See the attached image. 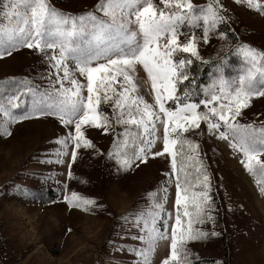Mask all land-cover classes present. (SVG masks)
Segmentation results:
<instances>
[{"label":"snow or ice","instance_id":"obj_1","mask_svg":"<svg viewBox=\"0 0 264 264\" xmlns=\"http://www.w3.org/2000/svg\"><path fill=\"white\" fill-rule=\"evenodd\" d=\"M160 3L163 8L154 0H101L94 10L70 15L55 8L49 0H2L0 8L7 24H0V58L10 57L21 48L38 52L48 65V71L41 76L49 84L41 90L27 77L18 81L13 78L18 85L15 94L0 98V113L6 117V122L0 125V136H11L10 126L17 121L55 118L67 129L55 141L61 146L56 152V163L62 164V158L69 155L70 144L72 162L76 161L78 150L95 149L85 136L84 126L107 133L114 117L117 125H135L142 129L141 147L128 153L126 142L122 150L121 141L117 139L116 151H109L107 155L114 156L118 170L125 172L133 166H147L150 156L170 157L171 173L165 174L169 179L164 183L170 184L175 174L176 211L169 236V222L163 217L167 197H159L151 205V210L143 217L141 235L137 237L143 245L134 250L140 258L137 264H152V254L163 240H170V254L161 264H197L200 258L193 254L189 243L220 233L215 227L211 231L197 227L208 222L215 225L216 217L212 213L216 205L210 194L211 174L200 155L199 145L184 134L191 131L203 135V122L210 135L227 141L229 147L243 154L241 163L249 173L264 176V161L259 159L264 155V125L254 127L241 124L237 119L253 97H264V51L258 52L247 44L235 46L250 65L247 71L238 79L226 78L223 73L226 61L220 60L216 75L210 77L209 83L200 85L190 75V66L207 61L202 60L198 52V37L182 29L185 26L193 30L202 28L203 42L209 44V37L218 25L227 22L223 5L219 0H212L206 6H196L190 0H160ZM237 3L247 4L264 14V3L258 0H237ZM95 11L103 15H96ZM181 35L184 42L179 39ZM219 35L226 40L224 32ZM181 54H189L190 58H181ZM70 64H74L79 76L86 78V97L82 94L85 84L75 77ZM138 65L150 81L154 103L138 94L133 75ZM121 77L118 91L114 84ZM185 82H190L191 86ZM181 85H185L182 94ZM201 95L202 98H198ZM24 97H29L27 103ZM102 104L112 107V116L101 110ZM16 109L21 111L17 113ZM158 125L163 127L162 149L159 150L156 148ZM178 144H186L194 153L187 158L197 165L196 186L201 187V191H191L193 185L185 165L177 166ZM68 168H72L71 162ZM68 176L71 178V171ZM64 200L84 210L96 205L94 199H81L75 191L70 196L65 193ZM140 219L137 218L138 223Z\"/></svg>","mask_w":264,"mask_h":264},{"label":"rangeland","instance_id":"obj_2","mask_svg":"<svg viewBox=\"0 0 264 264\" xmlns=\"http://www.w3.org/2000/svg\"><path fill=\"white\" fill-rule=\"evenodd\" d=\"M100 2L49 0L55 8L70 15L94 10ZM190 2L196 6H206L212 0ZM258 2L264 3V0ZM154 3L163 8L160 0ZM219 3L223 5L227 22L218 25L215 33L209 37V44L203 42L202 28L193 30L185 26L182 29V32L198 37L200 57L212 52L215 56L226 51L228 44L219 34L224 32L226 36L229 31L237 35L240 41L237 45L247 44L258 52L264 51V14L249 8L247 4L237 3V0H219ZM94 14L103 15L100 11ZM0 24H7L2 8ZM179 39L184 42L185 38L181 35ZM220 60L226 61L223 66L226 78L238 79L250 67L243 55L233 47L210 66L203 85L216 75ZM69 67L75 77L85 84L82 94L86 97V78L79 76L74 64ZM47 71L44 57L31 49L21 48L10 57L0 58V98L15 94L18 85L13 78L18 81L19 77H27L39 89H46L49 81L42 78L41 74ZM133 75L138 94L154 103L151 84L142 66L138 65ZM6 80L9 82L5 83ZM120 80L122 77L114 84L118 91ZM65 84L68 82L65 81ZM24 99L27 103L29 97ZM106 105L109 106L107 115L112 116V107ZM14 111L19 113L21 110ZM237 119L241 124H252L254 127L264 125V97H253L249 107L242 109V116ZM5 122L6 117L0 113V125ZM111 125L107 133L102 129L84 126L85 136L92 141L95 149L78 150V160L72 162L70 144L69 155L62 158V164L56 163V152L61 146L55 141L67 129L55 118L17 121L10 126L11 136H0V264H137L140 258L134 250L143 246L137 239L141 235L143 217L162 196L167 197L163 217L169 222L170 236L176 211L175 174H172L170 184L164 182L169 179L165 174L171 173V158L167 155L157 158L150 156L147 166H133L127 172L118 170L116 158L113 156L115 160L109 162L107 155L109 151H116L114 142L119 139L122 150L125 142L126 149L133 146L137 149L142 146L143 130L135 125H117L114 117ZM201 131L203 135L191 131L184 135L199 145L201 157L207 160L212 185L210 194L216 205L212 214L216 217V223L213 225L208 222L197 227L208 231L215 227L220 235L190 242L188 247L195 256L209 259L205 264H216L217 261L224 264H264V183H261L264 182V176L249 173L241 163L243 154L229 147L227 141L210 135L203 122ZM162 136L163 127L158 125V150L162 149ZM85 151L89 154L83 160L87 164L84 171L89 178L81 186L80 183L70 184L68 188V163H74L75 167L82 169L84 165L80 164L79 159L84 157ZM182 155L184 150H181L180 157ZM190 155L194 153L187 147L186 157ZM259 159L264 161V155ZM48 160L52 162L48 163ZM190 161L195 164L194 160L188 158L187 164L185 161L178 163L185 165V172L189 174L193 185L191 191H201L202 188L196 186L197 165L191 168L188 166ZM181 175L183 177V173ZM46 177L50 179L45 180ZM165 187L167 191H163ZM72 191L81 199H94L96 205L90 206L88 210L69 205L64 200V194L70 196ZM138 217H141L139 223ZM169 254L170 240L159 241L151 257L152 264H161Z\"/></svg>","mask_w":264,"mask_h":264},{"label":"trees","instance_id":"obj_3","mask_svg":"<svg viewBox=\"0 0 264 264\" xmlns=\"http://www.w3.org/2000/svg\"><path fill=\"white\" fill-rule=\"evenodd\" d=\"M237 39H238L237 35L234 32H232V31L227 32L226 33V40H224V42H226L228 44V46H227L228 49L226 51H224L222 54H217L214 56V54L212 52V54L206 55L203 58H201L202 60L207 61V63L194 62V64L192 66H190V75L192 77H194L200 85H203L204 78H205L206 74L208 73L210 66L213 65L216 61H218L222 57H224L226 54H228L229 51H231V49L233 47H235L237 44H239L240 41ZM181 58H190V56H189V54H181ZM21 78H24V77H19V79H21ZM32 85L36 86V84L33 82H32ZM185 85H188L189 87L191 86L190 82H185ZM185 85H181L180 90H179L180 94L183 93V88ZM198 98H202V95L199 96ZM108 108H109V106L106 104L101 105V110L104 111L105 114H107ZM200 110L203 111L204 110L203 107H201ZM176 148H177V153H178V156H177L178 161H180V162L185 161L187 164V157H186L187 146L185 147V145L181 146L178 144ZM126 150L128 153H131V152L136 150V146H133L130 149H126ZM181 150H184V155H182L180 157ZM86 152L87 151L84 152L85 153L84 157L79 159V162H81L80 164H83L84 167H82V169H78V167H75L74 163H73L72 168L69 169V171H71V173H72V176H71V178H69V176H67L68 179H67L66 185L68 186V188H69L70 184L80 183L79 186H81L84 183V181L86 182L87 179L89 178V176H87V174L85 173V171H86L85 168H87V164H85V161H83L84 159H86V156L89 154L88 152L87 153ZM78 156H79V152H78L77 159L75 162H77ZM111 159H112V161L115 160L114 157H108L109 162H111ZM178 161H177V163H178ZM204 161L207 164V160L204 159ZM178 165L180 166L179 163H178ZM195 165L196 164H194L193 161H190L188 164V166H190L191 168H193ZM208 262H209V259L200 258V260L197 262V264H205Z\"/></svg>","mask_w":264,"mask_h":264}]
</instances>
